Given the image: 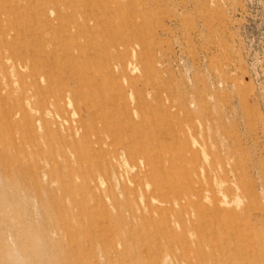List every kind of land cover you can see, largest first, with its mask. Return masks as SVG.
I'll return each mask as SVG.
<instances>
[{
    "label": "rangeland",
    "instance_id": "rangeland-1",
    "mask_svg": "<svg viewBox=\"0 0 264 264\" xmlns=\"http://www.w3.org/2000/svg\"><path fill=\"white\" fill-rule=\"evenodd\" d=\"M100 1L104 29H114L99 32L109 93L123 94L132 112L141 108L132 116L145 132L156 127L168 144L185 142L199 176L209 166L204 204H221L222 217L193 216L170 243L140 198L130 212L82 193V173L70 171L88 161L75 163L70 147L91 158L99 144L66 124L36 123L27 102L28 119L6 117L21 89L0 74V88L9 85L0 90V264H264V0ZM113 39L134 43L137 57L127 58L138 70L128 80L107 76L104 46ZM78 106L85 128L101 127Z\"/></svg>",
    "mask_w": 264,
    "mask_h": 264
},
{
    "label": "bare ground",
    "instance_id": "bare-ground-1",
    "mask_svg": "<svg viewBox=\"0 0 264 264\" xmlns=\"http://www.w3.org/2000/svg\"><path fill=\"white\" fill-rule=\"evenodd\" d=\"M103 8L100 0H6L0 3V74L9 85L15 81L18 88L20 86L18 100L24 103H17L18 109L6 112V117L28 119L30 112L24 109L27 102L39 114L33 119L36 123L66 124L68 131L94 138L100 147L97 150L92 146L91 158L81 156L76 147H70L75 163L88 161L84 168L71 170L70 177L79 178V172L82 173L86 181L82 193L89 192L99 202L109 198L115 210L127 208L136 212L138 199L145 201L148 211L154 210L160 215L157 219L160 233L172 243L170 237L175 234V228L185 229L193 216L212 213L220 218L223 210H220L221 204L218 206L214 201L210 207L204 204L209 201L205 195L209 190V166H200L199 176L195 156L185 142L178 147L168 144L167 136L161 137L162 132L156 127L145 132L144 122L133 119L134 113L141 114V108L135 105L132 112L128 105L121 104L123 94L109 93L112 91L106 85V78L98 70L99 32L102 29L108 36L114 34V29L111 26L104 29L98 13ZM133 46L130 41L114 39L104 46V57L110 64L108 78L115 82L118 77L128 80L129 69L138 70L132 58L128 59L130 52L137 57ZM9 85L0 90L8 91ZM129 86L132 87L130 82ZM81 104L89 112V120L96 126L101 124L100 128H85L78 106ZM68 106L72 107V121L67 116ZM176 149L181 151L177 159L171 156ZM130 170L135 171L131 174ZM104 183H108L109 188L101 190ZM120 196L124 200L122 204ZM153 201L162 207L153 205Z\"/></svg>",
    "mask_w": 264,
    "mask_h": 264
}]
</instances>
